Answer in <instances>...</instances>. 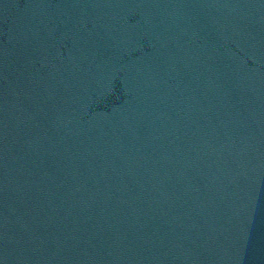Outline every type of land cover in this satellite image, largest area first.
Listing matches in <instances>:
<instances>
[{"label":"water","instance_id":"1","mask_svg":"<svg viewBox=\"0 0 264 264\" xmlns=\"http://www.w3.org/2000/svg\"><path fill=\"white\" fill-rule=\"evenodd\" d=\"M0 264H264V83L0 137Z\"/></svg>","mask_w":264,"mask_h":264}]
</instances>
